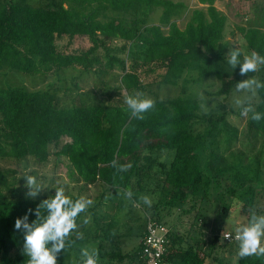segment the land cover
I'll use <instances>...</instances> for the list:
<instances>
[{
	"label": "trees",
	"instance_id": "obj_1",
	"mask_svg": "<svg viewBox=\"0 0 264 264\" xmlns=\"http://www.w3.org/2000/svg\"><path fill=\"white\" fill-rule=\"evenodd\" d=\"M217 1L227 0H197L200 7L190 11L184 27L180 28L175 18L187 8L183 2L171 0H47L44 6H33L27 0H0V70L13 69L32 77L72 67L91 72L100 64L95 52L103 49L106 68L111 70L114 65L121 68V84L127 95L134 90L145 91L138 73L140 68L153 71L151 67L155 65L156 69L163 70L161 85L175 86L183 80L182 95L153 99L154 108L143 120L133 118L125 102L61 108L54 91L0 86V160L32 158L45 164L53 154L67 161L69 175L78 182L88 186L102 183L121 194L124 189H130L132 201L137 202L147 189L143 177L148 176L157 163L153 154L173 150L167 151L172 154L171 160L158 165L164 174L161 196L147 217L161 221L159 203L161 207L171 206L196 194L198 189H202L201 198H205L209 181L210 186L213 183L217 188L224 182L226 191L220 188V195L224 192L229 198L242 202L241 215L249 217L251 211L257 213V195L264 191L253 185L260 181L263 168L260 156L251 171V165L243 167L241 159L235 155V161L228 160L220 152L217 141L221 134L225 135L226 143L234 138L235 131L227 128L226 114L217 118L200 116L197 99L183 94V87L213 76L221 81L219 94L228 95L240 78L256 76V72L240 75V66L232 69L223 56L221 42L225 39L228 18L215 6ZM155 9H161L159 23L149 24ZM236 31L248 51L264 56L262 25L238 27ZM63 36L85 37L91 46L82 53L59 52L56 39ZM113 40L123 43V51L129 43L141 48V52L130 54L128 67L118 56L109 54L106 44ZM139 56L142 61L138 60ZM260 72L264 73V66L260 67ZM192 74H196V79L187 78ZM256 96L253 105L262 119L253 121L249 114L247 124L250 132L262 136L264 145V88L259 89ZM199 122L204 127L201 132L195 130ZM64 138L69 141L64 143ZM59 145L53 153L51 147ZM114 159L121 165L130 163L131 168L118 172L112 167ZM7 182L6 174L0 169V259L2 264H27L28 257L22 251L24 236L14 228L15 220L33 209L28 213L31 223L36 219L34 210L40 202L54 196L55 192L35 199H11L3 191ZM66 195L73 200L79 198ZM225 209L222 207L220 212L226 216ZM87 211L76 218L77 225ZM199 220L203 223L202 213ZM108 226L110 231L104 233L106 242L112 239L116 228ZM169 228L166 264H264V256L240 258L237 240L226 242L223 235L219 236V240L230 247L229 256L223 257L224 249L216 243L217 237L205 252L199 250L200 241L184 245L183 236L173 227ZM75 235L76 231L69 237L71 244L79 240ZM67 248L58 254L57 262ZM138 251L127 254L110 251L101 253L100 257L111 258L113 264H132Z\"/></svg>",
	"mask_w": 264,
	"mask_h": 264
},
{
	"label": "rangeland",
	"instance_id": "obj_2",
	"mask_svg": "<svg viewBox=\"0 0 264 264\" xmlns=\"http://www.w3.org/2000/svg\"><path fill=\"white\" fill-rule=\"evenodd\" d=\"M173 2H183L186 8L182 14L175 18L178 26L183 28L190 11L195 7H200L196 0H171ZM230 1L228 4L227 2ZM33 6H44L47 0H27ZM217 9L226 14L228 24L226 27L225 39L221 42V50L223 56L228 59V51L234 48H239L243 54H250L241 35L236 31L238 27H245L252 24L262 25L264 28V0H255L253 2H244L240 0H227L217 4ZM161 9H155L149 17V24H158ZM123 43L118 40L108 41L106 46L109 49V54L118 56L124 61L125 66L130 64V54L132 52H141V48L133 43H129L122 50ZM91 46L90 41L85 37H61L56 39V47L59 52L67 54H76L87 51ZM100 64L94 66L91 72H85L81 67H72L60 71H52L45 76L29 75L13 69L3 68L0 70V86L15 87L19 86L23 89L32 91L51 90L54 91L58 105L61 108L80 106L85 104H105L118 105L125 102L127 91L121 84L123 72L118 65L110 70L105 66V51L98 49L95 52ZM242 59V57H241ZM142 61V56L138 57ZM153 71H149L146 67L140 68L141 85L145 86L143 92L147 97L152 99H166L182 95L183 80L179 81L175 86H166L160 84L163 70L156 69L152 65ZM196 74L187 76L188 79H196ZM258 80L264 83V73L257 71ZM247 78H240L236 83ZM236 83L228 95L219 94L221 81L213 76L201 78L199 82H192L183 87L185 96H191L199 102L200 116H208L217 118L219 115L226 114V125L230 132L235 131L234 138L226 143L225 135L221 134L218 141L220 152L228 159L235 161V157L241 159L243 167L251 165V169L255 167V162L260 156L261 167L260 181L258 180L253 185L255 188H264V145L262 144V136L255 135L248 129V116H242L240 108L235 104L237 97H242L246 93H238L235 91ZM137 92L134 90L132 94ZM131 95V94H130ZM253 97L252 103L256 100ZM201 122L197 123L195 130L201 132L203 130ZM69 140L64 138L63 142ZM60 147H51L53 153ZM156 152L153 157L157 163L153 165L152 172L148 176H144V183L147 189L142 195H147L152 198V205L149 209L140 200L135 204L124 198L120 191H115L102 183L93 185H85L78 182L69 175L70 167L64 158L57 159L55 155H51L45 164H39L32 158H27L19 161L18 159H1L0 169L4 171L8 178L7 185L3 191L8 198L23 199L26 198L28 189L25 187V180L22 177L25 172L34 175L38 180L43 182L46 188L36 198L55 192L58 187H63L65 194L84 196L93 201V204L88 208L87 213L81 219L76 230L75 237L78 241L71 244L67 248L66 253L57 264H78L80 260V249L84 246L95 247L99 251L98 264H113L111 258L102 259L101 253L121 252L133 253L140 247V239L143 237L145 230L146 215H150V210L153 205L159 202V194L163 176L160 163H165L171 160V153ZM255 159V160H254ZM245 171V170H244ZM248 171V170H247ZM249 172V171H248ZM251 175V172H249ZM230 179V178H229ZM228 180V179H227ZM205 198H201L202 189H198L196 194L188 196L182 202H176L169 206L161 207L159 203V214L161 222L167 227H173L176 232L181 234L184 239V245H195L196 241H200L199 250L208 251V247L214 238H218L216 243L222 246L224 252L223 257H228L229 244H224L219 236L225 232H234L236 228L244 223H247L248 216L241 215V205L237 198H229L224 192L226 191L225 184L222 182L220 188L215 187L212 183ZM135 182L132 181V187ZM112 191L114 194H112ZM260 194V193H259ZM258 194V195H259ZM257 195L256 209L259 210L257 215H264V191L262 195ZM139 206H136V205ZM227 211L225 216L220 212L221 208ZM203 215V223L199 220V215ZM197 215V217H196ZM86 217H90V222L85 224ZM115 223V224H113ZM115 225L113 229L112 239L105 241L104 233L110 231L108 225ZM201 224V225H198ZM107 225V226H105ZM220 225H222L220 227ZM77 233H82V238H78ZM111 236V234H110ZM186 240L188 243H186ZM232 243V242H231ZM230 243V244H231ZM218 246V247H219ZM210 248V247H209ZM108 256V255H107ZM0 264H2L0 259Z\"/></svg>",
	"mask_w": 264,
	"mask_h": 264
},
{
	"label": "clouds",
	"instance_id": "obj_3",
	"mask_svg": "<svg viewBox=\"0 0 264 264\" xmlns=\"http://www.w3.org/2000/svg\"><path fill=\"white\" fill-rule=\"evenodd\" d=\"M228 64L232 69L239 65L240 75L245 76L255 73L264 66V56L253 51L250 54H243L239 48L228 51ZM242 57V59H241ZM264 88V83L256 77H249L236 83L235 91L246 93L235 99V104L241 109L242 116H249L253 121H260L262 114L255 110L252 103L259 89ZM131 116L135 119H145V114L154 108V100L147 97L143 92H135L125 97ZM112 167L118 172L127 171L131 164L121 165L119 161L113 160ZM25 180V187L28 189L26 198L35 199L46 188L43 182L34 175L25 172L22 176ZM125 199L132 201L133 192L130 189L123 190ZM140 200L147 207H151L153 201L147 195H142ZM134 204L135 201H132ZM93 204L91 199L84 196L73 200L65 194L63 187L55 189L54 196H49L40 202L34 210L36 219L31 223L28 221V213L15 220L14 228L21 231L24 236L23 254L28 257L27 264H57V256L71 246L69 237L77 230L76 218ZM136 206H139L138 204ZM41 209L44 211L41 212ZM90 222L86 217L84 223ZM82 238V233H77ZM236 239L239 242L238 256L240 258L249 256H264V215H257L255 211L250 212L247 223L236 228ZM99 251L95 247L84 246L80 249V260L78 264H98Z\"/></svg>",
	"mask_w": 264,
	"mask_h": 264
},
{
	"label": "built area",
	"instance_id": "obj_4",
	"mask_svg": "<svg viewBox=\"0 0 264 264\" xmlns=\"http://www.w3.org/2000/svg\"><path fill=\"white\" fill-rule=\"evenodd\" d=\"M170 228L161 221L146 217L145 230L140 239V247L132 264H166ZM223 239L231 242L236 239V233L225 232Z\"/></svg>",
	"mask_w": 264,
	"mask_h": 264
},
{
	"label": "crops",
	"instance_id": "obj_5",
	"mask_svg": "<svg viewBox=\"0 0 264 264\" xmlns=\"http://www.w3.org/2000/svg\"><path fill=\"white\" fill-rule=\"evenodd\" d=\"M196 3L198 4L197 0H196ZM218 3H221V2L217 1V2L215 3V6H217ZM187 9H188V8H187Z\"/></svg>",
	"mask_w": 264,
	"mask_h": 264
}]
</instances>
